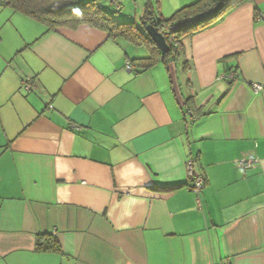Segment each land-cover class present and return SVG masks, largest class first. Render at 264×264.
<instances>
[{"label":"crops","instance_id":"0c3cea01","mask_svg":"<svg viewBox=\"0 0 264 264\" xmlns=\"http://www.w3.org/2000/svg\"><path fill=\"white\" fill-rule=\"evenodd\" d=\"M197 1L159 0L157 16ZM149 56L0 5V264H264V0L187 34L174 60L125 69ZM40 234L62 254L35 252Z\"/></svg>","mask_w":264,"mask_h":264},{"label":"trees","instance_id":"16d2710c","mask_svg":"<svg viewBox=\"0 0 264 264\" xmlns=\"http://www.w3.org/2000/svg\"><path fill=\"white\" fill-rule=\"evenodd\" d=\"M241 1L243 0H198L178 9L168 19H163L157 16L159 0H155L156 12L153 2L145 0L143 16L138 24L120 21L112 16L114 13H119L120 5L117 2L115 7L118 8L114 7L113 12L103 7L100 0H0V5L42 24L46 27V32L56 31L59 28L76 29L81 25H87L105 32L109 39L121 38L136 48L146 47L150 51L148 58L129 61L136 72H142L158 61L176 59L180 54L181 39L184 36L220 18ZM216 4L219 5L218 9L206 15L205 13L210 12ZM199 15L203 16L198 17ZM192 18L194 19L190 20ZM152 19L155 21L157 31L162 34L169 47V51L165 54L159 52L145 32L146 26ZM180 21L187 22L177 29L173 28ZM34 250L38 253L62 254L58 239L50 234L38 235L35 238Z\"/></svg>","mask_w":264,"mask_h":264},{"label":"built area","instance_id":"2783aa9c","mask_svg":"<svg viewBox=\"0 0 264 264\" xmlns=\"http://www.w3.org/2000/svg\"><path fill=\"white\" fill-rule=\"evenodd\" d=\"M218 7H219V5H217V4L214 5L212 7V10L210 12H208V13H205V14L208 15L210 13H213L215 10L218 9ZM205 14H203V15L205 16ZM203 15H199L198 17H201ZM198 17H196V19ZM193 19L194 18H192L190 20H193ZM187 21H189V20H187ZM187 21H180V22L177 23L176 26H173V28L177 29L180 26L185 25V23ZM125 69L128 70V71L132 70L131 64L129 62L125 63ZM237 75L238 74L236 72H231L228 75V79L235 80L237 78ZM252 88H253L254 92H258V91H261L263 89V86L258 85V84H253ZM32 89H33V79L31 77L26 76L21 82V90H22L23 93L28 94V93H30L32 91ZM49 108L51 109V106H49ZM185 114L187 116H191L189 111H186ZM256 161H257L256 158L253 155H250L246 159H241V160H238V161L234 162V165L239 167V168H241V169H243V170H248L249 168L253 167V165L256 163ZM193 164H194L193 159L187 160V162H186V170H187L188 178L191 181V185H190L189 189H190L191 192H193L196 195V197H198L199 194L201 193L202 188H203L204 179H203L202 176L196 175L194 173Z\"/></svg>","mask_w":264,"mask_h":264},{"label":"rangeland","instance_id":"374dc122","mask_svg":"<svg viewBox=\"0 0 264 264\" xmlns=\"http://www.w3.org/2000/svg\"><path fill=\"white\" fill-rule=\"evenodd\" d=\"M120 3L121 5V9L122 11H120L119 13H114L112 14V16L115 18L117 17L118 20L120 21H127V20H131V21H137L139 22L140 17L143 14V4H144V0H116ZM103 5V7L108 8V10L110 12H113V7L107 5L106 3H101ZM153 4H154V11L156 12L157 9V3L155 2V0H153ZM135 10H138L140 15L135 17L133 16V12ZM169 9H164L163 13H162V17L164 19H168L173 12H171ZM158 11H159V6H158ZM130 14V16H127L128 14ZM127 14V15H126Z\"/></svg>","mask_w":264,"mask_h":264},{"label":"water","instance_id":"95a60500","mask_svg":"<svg viewBox=\"0 0 264 264\" xmlns=\"http://www.w3.org/2000/svg\"><path fill=\"white\" fill-rule=\"evenodd\" d=\"M154 19L146 26L145 32L149 39L154 43L155 47L159 50L161 54H165L169 51V47L166 44L164 37L160 34L155 26Z\"/></svg>","mask_w":264,"mask_h":264}]
</instances>
